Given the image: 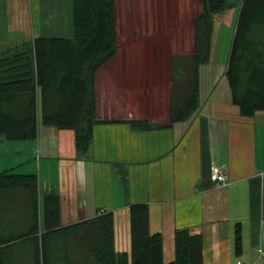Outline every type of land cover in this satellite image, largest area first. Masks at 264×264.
Here are the masks:
<instances>
[{"label":"crops","instance_id":"crops-1","mask_svg":"<svg viewBox=\"0 0 264 264\" xmlns=\"http://www.w3.org/2000/svg\"><path fill=\"white\" fill-rule=\"evenodd\" d=\"M160 26L166 29L123 43L117 31L115 55L94 75L96 123L87 153L76 150L72 130L39 121L35 139L0 137L8 146L0 150V173L36 175L40 218L44 196L55 193L62 226L95 218L102 209L112 213L117 253L130 251L129 206L146 203L150 232L162 235L165 264L175 258L178 230L202 237V264H264L257 252L264 249V110L243 117L232 104L213 34L215 89L201 91L199 70L198 111L171 123L172 57L193 50L174 53V22ZM64 29L72 36V0H0V54L29 37H65ZM225 80L229 92L216 98ZM217 170L225 184L212 179ZM237 224L240 253L234 250Z\"/></svg>","mask_w":264,"mask_h":264},{"label":"trees","instance_id":"trees-1","mask_svg":"<svg viewBox=\"0 0 264 264\" xmlns=\"http://www.w3.org/2000/svg\"><path fill=\"white\" fill-rule=\"evenodd\" d=\"M202 4L193 21V53L172 57L170 121H186L198 111L199 70L211 60L215 18L232 7L237 15L225 77L232 104L252 117L264 110V0ZM116 24V0H72L70 38H35L31 49L0 58V136L35 139L40 121L72 130L76 150L87 153L96 123L94 75L116 53ZM38 196L36 175L0 173V264H165L162 235L150 232L146 203L129 206L130 251L117 253L112 213L62 226L59 197L44 196L40 218ZM174 242L168 264L203 263L200 235L178 230ZM234 250L241 251L239 224Z\"/></svg>","mask_w":264,"mask_h":264},{"label":"rangeland","instance_id":"rangeland-1","mask_svg":"<svg viewBox=\"0 0 264 264\" xmlns=\"http://www.w3.org/2000/svg\"><path fill=\"white\" fill-rule=\"evenodd\" d=\"M200 12V0H166V6L161 5L159 0H116V15L118 20L116 30L119 34V41L120 43H123L126 39L134 41L135 36H142V34L148 33L150 29L154 31L166 29V26H160L164 22L165 24L166 22L169 24L174 22L175 42L172 49H174V53H189L193 50V21ZM236 15L237 7H232L220 12L215 18L214 28L216 32H213L215 34L213 53L216 55V61L219 59L222 64H226L227 61L230 40L235 29ZM63 34L65 38L71 37V34L66 37L67 32L65 29L63 30ZM217 40L218 42L216 43ZM32 41L33 39L29 37L23 47H15L7 51V54H2V51L5 50L3 48L0 58L11 56L25 49H31ZM211 62L200 66L202 92L207 89L211 91L215 89V85H211L212 81H210L209 75L212 68ZM225 82L226 80L222 81L216 88L218 89L216 91V98H218V93L224 94L226 90L229 92L227 82ZM205 95H208V92ZM5 144V142L0 141V150L1 148L7 149L8 146Z\"/></svg>","mask_w":264,"mask_h":264},{"label":"built area","instance_id":"built-area-1","mask_svg":"<svg viewBox=\"0 0 264 264\" xmlns=\"http://www.w3.org/2000/svg\"><path fill=\"white\" fill-rule=\"evenodd\" d=\"M212 179L216 182V184H225L226 181V175L222 170H217L212 174ZM106 214V211L104 209L100 210L98 212V215H104ZM258 255L259 257H264V249H262L261 247H259L257 249Z\"/></svg>","mask_w":264,"mask_h":264}]
</instances>
